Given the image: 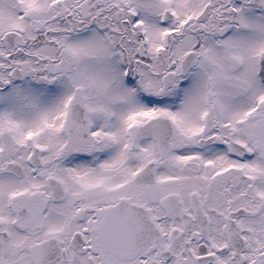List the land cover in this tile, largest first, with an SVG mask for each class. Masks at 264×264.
<instances>
[{
  "label": "snow or ice",
  "instance_id": "1",
  "mask_svg": "<svg viewBox=\"0 0 264 264\" xmlns=\"http://www.w3.org/2000/svg\"><path fill=\"white\" fill-rule=\"evenodd\" d=\"M0 264H264V0H0Z\"/></svg>",
  "mask_w": 264,
  "mask_h": 264
}]
</instances>
